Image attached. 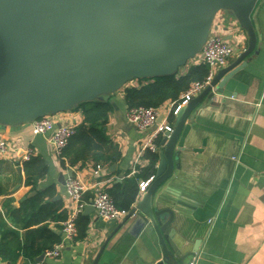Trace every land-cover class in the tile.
<instances>
[{
	"label": "crops",
	"instance_id": "0c3cea01",
	"mask_svg": "<svg viewBox=\"0 0 264 264\" xmlns=\"http://www.w3.org/2000/svg\"><path fill=\"white\" fill-rule=\"evenodd\" d=\"M250 19L256 35L253 51L239 64H244L242 68L223 84L222 91L212 88L214 96L204 97L191 111L176 142L174 175L166 190L175 210L164 243L169 253L166 257L164 245L150 223L136 220L128 226L125 217L105 220L94 209L81 212L87 217L85 237L67 243L58 257L45 256L48 249L35 256L27 251L43 244L42 227L61 238L62 222L72 208L65 192L69 170L88 187L84 200L89 202L97 191L121 182L127 171L132 175L139 166L148 164L145 153L151 151L143 149V143L153 141L158 155L165 133L157 134L154 128L138 131L125 117L123 87L145 82L132 80L96 98H110L112 104L106 132L120 152L112 164L88 159L72 166L54 154L47 135L32 131L31 122L0 123V138L20 146L19 151L0 155V264H33L41 254V264H189L192 260L195 264H264V0H256ZM211 32L234 47L226 65L214 70V77L248 48L249 35L230 9L216 14ZM195 60L188 61L178 73L197 64ZM169 102L161 104L157 123L174 128ZM76 105L50 114L55 125L80 124L83 114ZM25 147H31L33 157L42 158L47 165L46 173L34 185L25 184L20 161ZM158 161L159 155L155 168ZM97 164L100 170L95 173ZM47 187L54 193L43 198L39 206L50 203L48 208L56 210V215L65 212L64 220L48 216L35 221L39 209L32 208L27 200ZM144 193H138L129 210L138 205ZM193 247L195 254L188 255Z\"/></svg>",
	"mask_w": 264,
	"mask_h": 264
},
{
	"label": "water",
	"instance_id": "95a60500",
	"mask_svg": "<svg viewBox=\"0 0 264 264\" xmlns=\"http://www.w3.org/2000/svg\"><path fill=\"white\" fill-rule=\"evenodd\" d=\"M256 0H0V123L32 122L128 82L176 73L202 49L216 14L233 11L249 46L200 94L179 108L161 140L159 161L125 225L150 223L168 241L174 212L167 186L182 127L204 97L222 91L256 43L250 13ZM240 66V67H239ZM226 76L224 79H222ZM69 177L73 171L69 170ZM86 206L83 213H90ZM193 247L187 254L194 255ZM174 257L182 262L177 253ZM43 254L36 258L41 261ZM159 261L156 264H163ZM167 264H170L166 261Z\"/></svg>",
	"mask_w": 264,
	"mask_h": 264
},
{
	"label": "trees",
	"instance_id": "16d2710c",
	"mask_svg": "<svg viewBox=\"0 0 264 264\" xmlns=\"http://www.w3.org/2000/svg\"><path fill=\"white\" fill-rule=\"evenodd\" d=\"M207 72L208 68L205 64L197 63L190 65L183 74H179L177 71L170 75L138 79L145 82L139 86L123 87L125 104L127 108L141 105L157 107L167 100H177L180 93L185 91L192 82L202 81ZM76 107L82 111L83 120L80 124L73 127L74 132L62 149L61 159L67 160L72 166L88 159H92L96 163L112 164L116 162L120 157L119 148L112 142L106 132L108 115L112 110L110 98L82 101ZM173 117L171 113V118ZM156 142L158 143V141ZM145 156L149 160L147 165L139 166L138 171L132 175H130V170L127 171L121 182L114 183L112 187L105 190L120 209L129 210L137 199L139 181L153 177L155 174V164L158 159L157 153L147 151ZM22 169L25 175V184L34 185L35 180L43 177L46 173L47 165L42 158L31 157L30 160L23 162ZM2 191L0 179V193ZM53 193V188L47 187L27 200L32 208L39 209L38 213H35V217H38L35 221L46 219L48 216H56L59 220L66 218L64 211L56 215V210L52 211L51 208H48L51 205L50 203L39 206L43 198L49 197ZM27 202H23L21 208ZM76 227V239H83L87 228V217L82 213L76 219ZM39 231L45 234L44 242L36 248H27V251H30L29 256L40 254L41 251L51 248L60 240L57 234L50 232L44 227Z\"/></svg>",
	"mask_w": 264,
	"mask_h": 264
},
{
	"label": "built area",
	"instance_id": "2783aa9c",
	"mask_svg": "<svg viewBox=\"0 0 264 264\" xmlns=\"http://www.w3.org/2000/svg\"><path fill=\"white\" fill-rule=\"evenodd\" d=\"M234 52L233 45L225 40L221 35L210 31L206 41L200 52L193 58L198 63H203L207 66L208 72L202 81H195L183 92L180 93L177 100L170 101L169 106L172 114H176L180 107L186 105L201 90H203L212 80L214 70L226 65L229 58ZM162 108V105L153 106H134L126 109L125 117L138 131H145L151 128L155 129V133L163 134L172 132L173 128L169 124L157 123V117ZM32 131L35 134L47 135L48 142L52 147L54 154L61 158L62 149L66 146L69 137L73 134L74 129L70 126H56L50 115H44L36 118L31 122ZM20 146L16 143L9 142L4 138H0V155H6L7 152L19 151ZM143 149L151 152L157 151V146L153 141L143 143ZM22 154L20 161H28L33 157V149L25 147L21 149ZM100 170V165L97 164L95 173ZM152 177L139 182V192H145ZM88 187L75 177H69L65 182V192L71 203V211L68 218L62 222L61 238L54 244L51 249L45 251L44 255L56 258L60 255L61 250L67 243L73 242L77 236L76 219L86 206H92L97 215L105 220H112L118 217H125L132 211L118 208L111 196L105 190L97 191L89 202L84 200V194ZM33 264H41L35 262ZM189 264H195L192 260Z\"/></svg>",
	"mask_w": 264,
	"mask_h": 264
}]
</instances>
